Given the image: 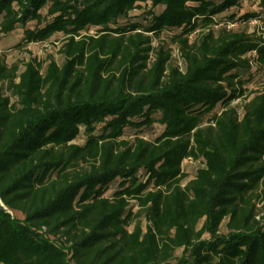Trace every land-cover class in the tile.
<instances>
[{"label": "trees", "instance_id": "1", "mask_svg": "<svg viewBox=\"0 0 264 264\" xmlns=\"http://www.w3.org/2000/svg\"><path fill=\"white\" fill-rule=\"evenodd\" d=\"M243 1L0 0V31L62 56L0 57V264H264V79L232 105L264 75V0Z\"/></svg>", "mask_w": 264, "mask_h": 264}, {"label": "rangeland", "instance_id": "2", "mask_svg": "<svg viewBox=\"0 0 264 264\" xmlns=\"http://www.w3.org/2000/svg\"><path fill=\"white\" fill-rule=\"evenodd\" d=\"M260 9L259 0H244L241 8V13L247 11H257ZM157 11L161 10V7H156ZM45 11V9L43 10ZM231 11H236V8L226 10L222 13L216 15L217 19L224 18V16ZM144 12V8H136L132 10L128 17H123L120 19L121 23H125L129 21L128 19H137L141 18V14ZM1 20V17H0ZM262 20H257L256 22H249L248 24H244L243 22H236L232 24L234 28H247L249 32L253 31L259 25L262 24ZM223 24L218 25L216 28L221 27ZM91 32L94 31V27L91 28ZM194 36V35H193ZM191 36V37H193ZM24 31L22 27L18 26L15 30L4 33L0 31V57H2L8 64L17 63L20 69L23 68V63L25 60L29 59L30 57H36L38 59H46L50 56H53L58 61H61L62 56L58 52V47L60 46L59 38L61 34H56L51 39L44 41V42H30V43H23ZM158 38L153 39V43L157 44ZM173 47V57L178 63L182 62V54L180 49L176 44H171ZM254 75L252 76V72H248L245 76L246 83H245V94L240 98L235 99L232 102V105H235L238 109L239 114L241 115L244 112L246 104L252 97V91L256 90V88L260 85L261 81L264 79V75L262 71H257L256 67L253 69ZM163 114V110H159L156 113L157 117H160ZM212 114L210 113L208 117ZM208 123V122H206ZM163 125L161 122L156 121L154 122L153 126L144 128L141 132L148 139H154L162 130ZM86 139L85 134L83 133V129L79 136L74 140L77 143H83ZM203 166V161L201 159H194V158H186L183 160L182 163V170L186 174L185 178L182 180V185L185 186L188 181L193 179L197 173L198 168ZM114 188H111L108 194L112 193ZM259 192L262 191V187L258 190ZM255 201L259 210L264 209V192H261L259 197H255ZM140 208L138 206H133V211L135 213L139 212ZM16 215L23 217V214L20 211L14 212ZM136 220H140L143 225L147 223V218L145 214H140ZM131 229L132 226H129ZM181 249L177 251L180 253Z\"/></svg>", "mask_w": 264, "mask_h": 264}, {"label": "built area", "instance_id": "3", "mask_svg": "<svg viewBox=\"0 0 264 264\" xmlns=\"http://www.w3.org/2000/svg\"><path fill=\"white\" fill-rule=\"evenodd\" d=\"M257 20H258V19H252L251 21H252V22H256ZM251 21H250V22H251ZM231 25H232V24H231ZM231 25H230V26H231Z\"/></svg>", "mask_w": 264, "mask_h": 264}, {"label": "water", "instance_id": "4", "mask_svg": "<svg viewBox=\"0 0 264 264\" xmlns=\"http://www.w3.org/2000/svg\"><path fill=\"white\" fill-rule=\"evenodd\" d=\"M0 206H3V202H2V200L0 199Z\"/></svg>", "mask_w": 264, "mask_h": 264}]
</instances>
